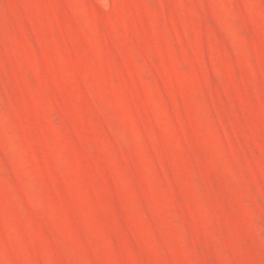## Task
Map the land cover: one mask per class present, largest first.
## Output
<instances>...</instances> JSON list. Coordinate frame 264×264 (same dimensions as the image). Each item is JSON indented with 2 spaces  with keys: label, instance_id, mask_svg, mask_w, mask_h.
Instances as JSON below:
<instances>
[{
  "label": "rangeland",
  "instance_id": "1",
  "mask_svg": "<svg viewBox=\"0 0 264 264\" xmlns=\"http://www.w3.org/2000/svg\"><path fill=\"white\" fill-rule=\"evenodd\" d=\"M0 264H264V0H0Z\"/></svg>",
  "mask_w": 264,
  "mask_h": 264
}]
</instances>
